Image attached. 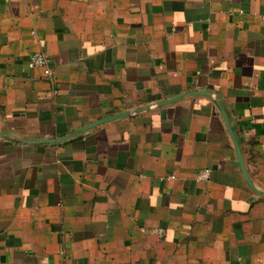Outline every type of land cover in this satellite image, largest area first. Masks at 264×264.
Wrapping results in <instances>:
<instances>
[{"label": "crops", "instance_id": "0c3cea01", "mask_svg": "<svg viewBox=\"0 0 264 264\" xmlns=\"http://www.w3.org/2000/svg\"><path fill=\"white\" fill-rule=\"evenodd\" d=\"M263 15L0 0V264H264Z\"/></svg>", "mask_w": 264, "mask_h": 264}, {"label": "built area", "instance_id": "2783aa9c", "mask_svg": "<svg viewBox=\"0 0 264 264\" xmlns=\"http://www.w3.org/2000/svg\"><path fill=\"white\" fill-rule=\"evenodd\" d=\"M242 13V11H240ZM264 19V15L262 16ZM31 68H39L42 70L44 76L51 77L52 76V70L49 66V57L45 52H35L31 55L29 64ZM54 93H57L56 90L53 91ZM197 179L199 181H207L210 179V170L208 168L201 170L198 175Z\"/></svg>", "mask_w": 264, "mask_h": 264}, {"label": "water", "instance_id": "95a60500", "mask_svg": "<svg viewBox=\"0 0 264 264\" xmlns=\"http://www.w3.org/2000/svg\"><path fill=\"white\" fill-rule=\"evenodd\" d=\"M197 93H199V92H197ZM180 97H181V96H180ZM178 99H179V98L168 99V100H164V101H162L161 103H164V104H165V103H170V102H173V101L178 100ZM116 117H117V116H110V117H108V118H104V119H102V120H103V121H105V120H110V119H114V118H116ZM102 120H100V121H102ZM100 121L95 122V123L91 124V125L88 126V127H92V126L98 124ZM226 123H227V125H228V128H229V131H230V134H231L232 140H233V142H234V146H235V149H236V152H237V155H238V160H239V163H240V167H241L242 173H243V175H244L246 181L248 182V184H249V185H250V186H251L256 192H258L259 194H261V195L264 196V191H261V190H259L258 188H256V186L254 185L253 181L251 180V178L249 177V175H248V173H247V171H246V167H245V164H244L243 156H242V154H241V151H240L239 145H238V143H237V140H236V138H235V136H234V133H233L231 127H230V124H229L227 118H226ZM82 130H84V129H82ZM50 141H56V140H50Z\"/></svg>", "mask_w": 264, "mask_h": 264}]
</instances>
